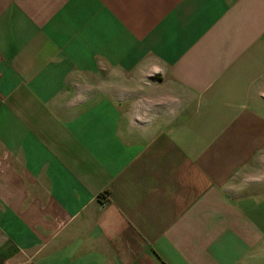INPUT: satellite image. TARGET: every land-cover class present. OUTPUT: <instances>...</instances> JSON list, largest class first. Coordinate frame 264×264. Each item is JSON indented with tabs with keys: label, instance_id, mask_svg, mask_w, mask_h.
Returning <instances> with one entry per match:
<instances>
[{
	"label": "crops",
	"instance_id": "crops-1",
	"mask_svg": "<svg viewBox=\"0 0 264 264\" xmlns=\"http://www.w3.org/2000/svg\"><path fill=\"white\" fill-rule=\"evenodd\" d=\"M264 0H0V264H264Z\"/></svg>",
	"mask_w": 264,
	"mask_h": 264
},
{
	"label": "rangeland",
	"instance_id": "rangeland-1",
	"mask_svg": "<svg viewBox=\"0 0 264 264\" xmlns=\"http://www.w3.org/2000/svg\"><path fill=\"white\" fill-rule=\"evenodd\" d=\"M261 167H264V158L262 159Z\"/></svg>",
	"mask_w": 264,
	"mask_h": 264
}]
</instances>
